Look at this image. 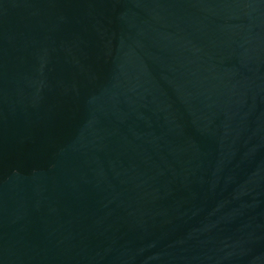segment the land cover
<instances>
[{"label":"water","instance_id":"95a60500","mask_svg":"<svg viewBox=\"0 0 264 264\" xmlns=\"http://www.w3.org/2000/svg\"><path fill=\"white\" fill-rule=\"evenodd\" d=\"M0 264H264V0H0Z\"/></svg>","mask_w":264,"mask_h":264}]
</instances>
